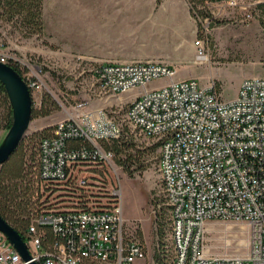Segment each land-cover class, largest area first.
Returning <instances> with one entry per match:
<instances>
[{
  "label": "built area",
  "instance_id": "2783aa9c",
  "mask_svg": "<svg viewBox=\"0 0 264 264\" xmlns=\"http://www.w3.org/2000/svg\"><path fill=\"white\" fill-rule=\"evenodd\" d=\"M194 44L196 59L207 58L201 40ZM0 61L6 58L0 56ZM175 73L174 66L161 61L104 62L95 74L100 93L118 96L143 87L120 118L113 115L115 110L79 102L40 139V182L70 200L41 209L28 224L24 240L31 260L143 264L144 246L126 228L120 187L87 198L85 188L91 183L77 170L85 163L115 169L112 152L100 142L120 137L125 126L159 141L158 165L171 230L162 248L168 264H264V76L244 78L235 97L223 99L213 82L174 80ZM159 78L169 81L146 87ZM96 196L103 199L91 200ZM213 220L240 223L241 231L247 225L246 252L212 251L206 224ZM0 264H27L1 232Z\"/></svg>",
  "mask_w": 264,
  "mask_h": 264
},
{
  "label": "rangeland",
  "instance_id": "374dc122",
  "mask_svg": "<svg viewBox=\"0 0 264 264\" xmlns=\"http://www.w3.org/2000/svg\"><path fill=\"white\" fill-rule=\"evenodd\" d=\"M261 1L197 4L196 16L187 10L184 0H42L43 29L34 34H29L19 20L0 16V56L20 70L34 109L16 151L0 170L5 166L12 177L13 172L17 175L14 179L21 182L22 193L26 192L29 199V216L53 197L66 198L56 196L63 191H45V184L36 178L40 138L71 115L79 102L87 108L115 110L113 115L120 118L134 98L129 92L118 96L99 92L95 74L102 63L171 61L176 69L173 78L194 76L202 84L213 82L223 99L233 98L244 78L264 76V10L257 5ZM196 39L206 49L207 58L201 62L196 59L197 47L192 46ZM168 81L155 79L146 87H159ZM141 90L143 87H137L132 92ZM49 101H54L56 108L47 115L38 113L41 107H49ZM6 133L0 130V142ZM123 135L133 143L132 154L136 149L142 151L132 166L140 167L131 175L114 158L115 169L85 163L78 166V175L87 176L91 183L85 188L87 195L103 194L108 187L119 186L126 228L144 246L143 264H168L167 252L161 253L162 260L156 256L158 245L162 240L167 244L171 233L158 165L159 141L139 136L125 126ZM96 199L103 197L91 198ZM239 225L233 221L208 222L206 242L210 249L225 254L246 252L249 227L244 224L241 231Z\"/></svg>",
  "mask_w": 264,
  "mask_h": 264
},
{
  "label": "trees",
  "instance_id": "16d2710c",
  "mask_svg": "<svg viewBox=\"0 0 264 264\" xmlns=\"http://www.w3.org/2000/svg\"><path fill=\"white\" fill-rule=\"evenodd\" d=\"M160 0H157L159 2ZM190 5V11H192L196 16H198L197 11L195 10V5H205L209 2H219V1H229V0H187ZM255 1V0H252ZM262 10H264V1L258 2L257 4ZM0 16H6L7 19H17L20 23L26 27L27 32L29 34L40 33L43 29V20H42V0H0ZM6 63L13 66L20 74V70L18 67L13 65L10 59L6 58ZM22 76V75H21ZM49 107L44 108L41 107L38 113L41 115H47L51 112V110L56 108V104L54 101H49ZM34 115V109L32 107L31 116ZM12 121V109L9 103V99L6 93V90L3 84L0 82V130L3 129L7 131L11 125ZM46 135V134H45ZM44 135V136H45ZM43 137V136H42ZM41 137V138H42ZM40 138V139H41ZM40 141V140H39ZM39 144V143H38ZM103 148L109 150L113 154L114 161L123 168L124 172L131 175L134 170H136L140 166H136L132 168L134 165V158L136 157L135 163L139 161L140 155L142 154L141 150H134L135 152L132 154L129 150L133 148V143L130 142L129 139L125 138V135H121L118 138H114L111 140H102L100 142ZM16 151V149H15ZM14 153V152H13ZM36 178L38 182L40 179L38 177V149H37V158H36ZM8 161V160H7ZM6 161V162H7ZM4 162L2 165H4ZM2 166V170H0V215L14 228L16 229L25 239V232L28 224L32 220V218L43 208H56L61 207L66 204L60 202L64 200H70V198H57L53 197V201L51 202H43V207L35 214H32L30 217V204L29 199L26 198V195L22 193V184L21 182L15 181L17 175L15 172L13 177L10 175V171ZM51 186H46V190L49 191ZM54 188V187H53ZM56 188H54L55 190ZM45 190V191H46ZM50 192V191H49ZM74 195V194H71ZM56 196H63L62 193H58ZM78 200L84 204L85 198L81 195H78ZM56 199V200H55ZM159 219V216L156 215V220ZM24 229V230H23ZM161 231V228L158 229ZM166 242L163 240L158 245L157 249V258L162 260V248L164 247Z\"/></svg>",
  "mask_w": 264,
  "mask_h": 264
},
{
  "label": "water",
  "instance_id": "95a60500",
  "mask_svg": "<svg viewBox=\"0 0 264 264\" xmlns=\"http://www.w3.org/2000/svg\"><path fill=\"white\" fill-rule=\"evenodd\" d=\"M0 82L3 84L12 109V121L3 140L0 142V165L6 162L23 138L31 121V91L21 74L10 64L0 61ZM0 232L20 254L27 264H38L31 260L25 240L0 215Z\"/></svg>",
  "mask_w": 264,
  "mask_h": 264
},
{
  "label": "crops",
  "instance_id": "0c3cea01",
  "mask_svg": "<svg viewBox=\"0 0 264 264\" xmlns=\"http://www.w3.org/2000/svg\"><path fill=\"white\" fill-rule=\"evenodd\" d=\"M177 1V0H176ZM185 2H186V4H187V10L190 12V7H189V3H188V1L187 0H184ZM192 46H193V48L195 49L196 48V46H195V44L194 43H192ZM147 60H150V59H147ZM153 61H158V60H153ZM162 62V61H161ZM165 63H168V64H170V65H172L173 66V64L171 63V61H168V62H165ZM190 77H194V76H190ZM190 77H186V78H190ZM195 78V77H194ZM174 80H179V79H175V78H173ZM182 79H185V78H182ZM140 91H138V92H132V91H130L129 93H131L130 95H132L133 97H135L136 95H137V93H139Z\"/></svg>",
  "mask_w": 264,
  "mask_h": 264
},
{
  "label": "bare ground",
  "instance_id": "6f19581e",
  "mask_svg": "<svg viewBox=\"0 0 264 264\" xmlns=\"http://www.w3.org/2000/svg\"><path fill=\"white\" fill-rule=\"evenodd\" d=\"M206 58H202V59H200V61L199 62H201L202 60H205ZM210 230V227H208V231Z\"/></svg>",
  "mask_w": 264,
  "mask_h": 264
}]
</instances>
